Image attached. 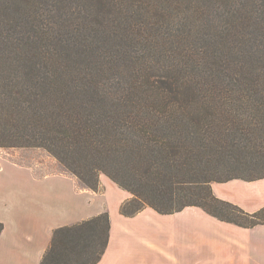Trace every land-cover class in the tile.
Wrapping results in <instances>:
<instances>
[{
  "label": "trees",
  "instance_id": "1",
  "mask_svg": "<svg viewBox=\"0 0 264 264\" xmlns=\"http://www.w3.org/2000/svg\"><path fill=\"white\" fill-rule=\"evenodd\" d=\"M47 1L0 0V148H44L95 192L107 176L127 217L264 225L212 189L264 179V0ZM110 227L56 229L40 264H98Z\"/></svg>",
  "mask_w": 264,
  "mask_h": 264
},
{
  "label": "crops",
  "instance_id": "2",
  "mask_svg": "<svg viewBox=\"0 0 264 264\" xmlns=\"http://www.w3.org/2000/svg\"><path fill=\"white\" fill-rule=\"evenodd\" d=\"M28 172L27 183L0 189V264H40L56 229L105 212L109 244L98 264H264V225L243 228L196 206L170 215L147 207L127 217L121 206L132 195L105 175L95 192L67 172ZM212 189L249 213L264 208V179L213 183Z\"/></svg>",
  "mask_w": 264,
  "mask_h": 264
},
{
  "label": "rangeland",
  "instance_id": "3",
  "mask_svg": "<svg viewBox=\"0 0 264 264\" xmlns=\"http://www.w3.org/2000/svg\"><path fill=\"white\" fill-rule=\"evenodd\" d=\"M43 2L47 4L46 1ZM47 2L52 3L53 0ZM2 166L3 170L0 171V189L2 190L17 188L14 182L17 183L18 180L22 184L27 183L28 171L40 175L69 173L60 161L44 148H0V167Z\"/></svg>",
  "mask_w": 264,
  "mask_h": 264
}]
</instances>
